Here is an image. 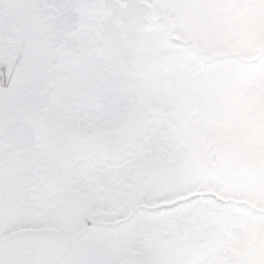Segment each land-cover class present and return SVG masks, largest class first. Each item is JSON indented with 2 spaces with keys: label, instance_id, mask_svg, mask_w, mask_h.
I'll return each mask as SVG.
<instances>
[{
  "label": "snow or ice",
  "instance_id": "1",
  "mask_svg": "<svg viewBox=\"0 0 264 264\" xmlns=\"http://www.w3.org/2000/svg\"><path fill=\"white\" fill-rule=\"evenodd\" d=\"M0 264H264V0H0Z\"/></svg>",
  "mask_w": 264,
  "mask_h": 264
}]
</instances>
